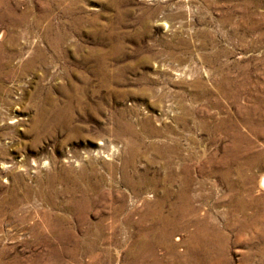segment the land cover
Segmentation results:
<instances>
[{
    "label": "rangeland",
    "instance_id": "374dc122",
    "mask_svg": "<svg viewBox=\"0 0 264 264\" xmlns=\"http://www.w3.org/2000/svg\"><path fill=\"white\" fill-rule=\"evenodd\" d=\"M263 178L264 0H0V264H264Z\"/></svg>",
    "mask_w": 264,
    "mask_h": 264
},
{
    "label": "bare ground",
    "instance_id": "6f19581e",
    "mask_svg": "<svg viewBox=\"0 0 264 264\" xmlns=\"http://www.w3.org/2000/svg\"><path fill=\"white\" fill-rule=\"evenodd\" d=\"M83 103V102H82ZM222 127V126H221ZM216 129H217V127H216ZM218 130V129H217ZM225 135V134H224ZM236 151V150H235ZM234 153V152H233ZM242 153V152H241ZM243 153H245V152H243ZM242 153V154H243ZM232 154V153H231ZM228 156H229V154H228ZM226 158V157H225ZM229 159V158H228ZM233 159V158H232ZM251 160V159H250ZM229 161V160H228ZM230 162V161H229ZM232 162H234V161H232ZM252 162H254V160H252ZM258 162V161H257ZM256 162V163H257ZM247 163H248V161H247ZM259 164V163H258ZM249 165V164H248ZM256 165V164H255ZM246 168V167H245ZM231 169H232V167H231ZM233 171V170H232ZM236 171V170H235ZM241 171V170H240ZM175 172V171H174ZM237 172V171H236ZM172 174V173H171ZM174 174V173H173ZM187 174V173H186ZM185 174V175H186ZM169 175V174H168ZM184 176V175H183ZM167 177V176H166ZM175 177V176H174ZM185 177V176H184ZM169 178H171L170 177V175H169ZM186 178V177H185ZM165 179V178H164ZM189 179V178H188ZM175 180V179H174ZM166 181V180H165ZM179 181V180H178ZM181 182V181H180ZM168 183V182H167ZM172 183V182H171ZM187 183V182H186ZM190 183V182H189ZM180 185V184H179ZM183 186V185H182ZM186 186V185H185ZM190 186V185H189ZM260 186H262L263 188H264V178L261 180V185ZM261 187V188H262ZM181 188V187H180ZM188 188V187H187ZM171 189H173V188H171ZM183 190H185V189H183ZM167 191V190H166ZM165 191V192H166ZM169 191V190H168ZM170 192V191H169ZM183 192V191H182ZM185 193V192H184ZM183 193V194H184ZM166 194V193H165ZM167 196V195H166ZM185 196V195H184ZM186 197V196H185ZM178 198H180V196L178 197ZM177 198V199H178ZM182 198V197H181ZM180 198V199H181ZM187 198V197H186ZM184 199V198H183ZM182 199V200H183ZM255 200V199H254ZM253 200V201H254ZM260 200V199H259ZM264 200V199H263ZM190 201V200H189ZM252 201V200H251ZM250 201V202H251ZM252 201V202H253ZM256 201V200H255ZM182 202V201H181ZM251 202V203H252ZM258 202V201H257ZM182 203H184V202H182ZM181 203V204H182ZM254 203V202H253ZM178 204V203H177ZM185 204V203H184ZM183 204V205H184ZM188 204V203H187ZM244 205V204H243ZM246 205H247V203H246ZM262 205H263V203H262ZM250 206V205H249ZM181 207V206H180ZM183 207V206H182ZM242 208V207H241ZM245 208V207H244ZM247 208V207H246ZM250 208V207H249ZM184 209H185V207H184ZM183 209H181V211H182ZM183 212V211H182ZM263 212V211H262ZM259 215V214H258ZM260 216V215H259ZM262 216V215H261ZM250 221V220H249ZM255 223V222H254ZM252 223H250V225H251ZM249 225V224H248ZM243 226V225H242ZM255 226V225H254ZM208 228V227H207ZM214 228V227H213ZM209 229V228H208ZM211 229V228H210ZM201 230V229H200ZM203 230V229H202ZM246 230V229H245ZM206 231V230H205ZM208 231V230H207ZM207 231H206V234H207ZM212 232V231H211ZM210 232V233H211ZM214 232V231H213ZM212 232V233H213ZM261 233V232H260ZM206 234H205V236H206ZM262 235V234H261ZM260 235V236H261ZM201 241V240H200ZM211 241V240H210ZM209 241V242H210ZM198 242V241H197ZM206 242V241H205ZM219 242H221V241H219ZM202 243V242H201ZM198 244V243H197ZM205 244V243H204ZM206 244H208V243H206ZM205 244V245H206ZM211 244V243H210ZM219 244V243H218ZM198 245H201V244H198ZM197 245V246H198ZM207 246V245H206ZM208 246L210 247V245L208 244ZM193 247V246H192ZM204 247V246H203ZM209 247H205V253L204 254H202V255H198V254H195L194 256H193V258H191L190 260H189V264H222L221 262H222V260L220 261V257H213L214 255H212V251L210 250V248ZM213 248H215L214 246H213ZM264 248V247H263ZM192 251V250H191ZM200 252H202V251H200ZM213 252H214V250H213ZM260 252V251H259ZM258 252V253H259ZM263 253V252H262ZM215 254V256H216V253H214ZM218 256V255H217ZM222 256V255H221ZM261 256V255H260ZM263 256V255H262ZM261 260V259H260ZM137 262V261H136ZM135 262V263H136ZM226 262V261H225Z\"/></svg>",
    "mask_w": 264,
    "mask_h": 264
}]
</instances>
